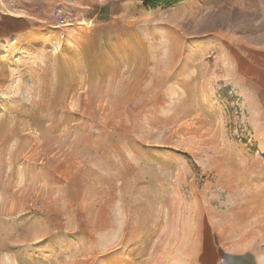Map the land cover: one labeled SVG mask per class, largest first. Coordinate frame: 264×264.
Segmentation results:
<instances>
[{"label":"rangeland","instance_id":"374dc122","mask_svg":"<svg viewBox=\"0 0 264 264\" xmlns=\"http://www.w3.org/2000/svg\"><path fill=\"white\" fill-rule=\"evenodd\" d=\"M0 2L26 23H0V264H196L230 190L264 182L229 83L264 0Z\"/></svg>","mask_w":264,"mask_h":264},{"label":"crops","instance_id":"0c3cea01","mask_svg":"<svg viewBox=\"0 0 264 264\" xmlns=\"http://www.w3.org/2000/svg\"><path fill=\"white\" fill-rule=\"evenodd\" d=\"M0 23L3 34L12 36L26 27L22 17L8 14ZM231 57L229 83L245 97L254 140L264 153V53L235 48ZM230 191L227 211L215 210L207 221L196 264H264V182Z\"/></svg>","mask_w":264,"mask_h":264},{"label":"trees","instance_id":"16d2710c","mask_svg":"<svg viewBox=\"0 0 264 264\" xmlns=\"http://www.w3.org/2000/svg\"><path fill=\"white\" fill-rule=\"evenodd\" d=\"M144 7L155 9L158 7H172L187 0H138Z\"/></svg>","mask_w":264,"mask_h":264},{"label":"built area","instance_id":"2783aa9c","mask_svg":"<svg viewBox=\"0 0 264 264\" xmlns=\"http://www.w3.org/2000/svg\"><path fill=\"white\" fill-rule=\"evenodd\" d=\"M2 17H3V12H2V5H1V2H0V22L2 20Z\"/></svg>","mask_w":264,"mask_h":264}]
</instances>
